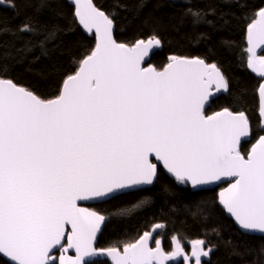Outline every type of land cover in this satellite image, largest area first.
I'll return each instance as SVG.
<instances>
[{
  "label": "snow or ice",
  "instance_id": "snow-or-ice-1",
  "mask_svg": "<svg viewBox=\"0 0 264 264\" xmlns=\"http://www.w3.org/2000/svg\"><path fill=\"white\" fill-rule=\"evenodd\" d=\"M50 2L13 0L7 6L38 9ZM75 4V16L89 32L95 29L97 44L64 81L61 94L45 101L0 79V257L9 264H85L84 257L95 254L92 242L105 216L77 201L113 199L153 185L158 176L153 155L181 185L237 178L220 201L242 230L264 234V136L245 158L239 150L241 138L250 134L244 113L204 114L212 86L228 89L217 65L173 56L163 71L142 67L161 43L158 38L118 44L113 21L92 0ZM189 14L198 16L191 8ZM259 17L248 30V66L264 77V56L256 52L264 45V10ZM9 30L0 21V34ZM16 31L33 34L40 47L56 34L31 17ZM259 93L264 98V84ZM146 202L138 199L132 207ZM130 211L119 207L113 214ZM150 238L145 232L123 253L113 247L107 254L114 264H169L177 257L202 264L211 251L197 239L190 257L179 243L166 253L160 241L150 247ZM60 249H74L75 259H57Z\"/></svg>",
  "mask_w": 264,
  "mask_h": 264
},
{
  "label": "trees",
  "instance_id": "trees-1",
  "mask_svg": "<svg viewBox=\"0 0 264 264\" xmlns=\"http://www.w3.org/2000/svg\"><path fill=\"white\" fill-rule=\"evenodd\" d=\"M12 2L4 0L0 5V21L10 29L0 34V79L10 80L42 100L55 99L67 77L75 75L81 61L94 50L95 38L83 31L74 9L64 0H51L47 7L38 9L24 4L13 9L7 6ZM92 2L113 21L117 43L131 47L153 36L161 41L160 49L149 62L156 70H162L173 56L199 58L207 64H216L228 89L211 103L205 115L225 109L244 113L251 137L248 143L241 145L240 152L245 157L248 155L251 146L264 136L258 117L257 95L263 79L254 75L248 66L250 55L247 52L248 30L258 21L264 0ZM189 8L198 16L190 15ZM29 17L38 20L43 28L56 30L55 36L43 47L36 45L33 34L16 31ZM226 186L195 191L189 185L178 184L158 168V176L150 188L89 206L105 216L96 248L114 247L122 252L127 244L149 232L154 235V246L160 241L162 249L171 253L179 243L189 257L192 241L204 240L205 250L211 251L208 256L201 257L202 264H264V238L240 233L217 204V193ZM141 198L147 202L133 208ZM119 207L131 211L123 216L114 215ZM157 224L162 227L156 228ZM0 264L8 263L0 257ZM169 264L189 262L181 257L178 262Z\"/></svg>",
  "mask_w": 264,
  "mask_h": 264
},
{
  "label": "water",
  "instance_id": "water-1",
  "mask_svg": "<svg viewBox=\"0 0 264 264\" xmlns=\"http://www.w3.org/2000/svg\"><path fill=\"white\" fill-rule=\"evenodd\" d=\"M69 6H71L73 9H74V16H75V11H76V4H75V0H64ZM93 3V2H92ZM0 5H2V3H0ZM94 5V3H93ZM95 6V5H94ZM96 7V6H95ZM97 8V7H96ZM98 9V8H97ZM99 10V9H98ZM264 10V8L262 9ZM76 20L78 22V24L81 26V28L83 29V31H85V33L89 34V35H93L94 38H95V46L97 44V35H96V32H95V29H92L91 32H89L86 28H84V26L82 24L79 23V19L78 17H76ZM260 17H259V14H258V21H259ZM248 35L249 33L247 34V52H248V49L249 47H251L250 43H249V39H248ZM112 39L115 41V38H114V27H113V24H112ZM116 42V41H115ZM117 43V42H116ZM119 44V43H118ZM160 49V44L157 45V46H154L150 52H149V55L145 58V62L142 64V67H145V68H148V67H153L152 65L149 64L152 56ZM256 52H257V55H260L262 53H264V45H261L260 47H258L256 49ZM248 54L250 55V53L248 52ZM171 63V61L169 62ZM168 63V64H169ZM206 63V62H205ZM167 64V65H168ZM166 65V66H167ZM81 66V64H80ZM79 66V68H80ZM165 66V67H166ZM164 67V68H165ZM154 68V67H153ZM164 68L162 70H157V71H163ZM251 69V68H250ZM79 70V69H78ZM77 70V72H78ZM251 71L253 72L254 75H256L257 77L259 78H262V83L261 84H264V77H261V75L258 73V72H255L251 69ZM76 72V73H77ZM64 84V83H63ZM261 86V85H260ZM62 88H63V85L61 87V91H62ZM260 88V87H259ZM61 91H60V94H61ZM225 93V90L224 89H220V90H217L216 89V86L213 85L211 90H210V95L208 97V99L206 100L205 102V105H204V114L206 112V110L211 106V103L218 97V96H221ZM258 105H259V108H258V117H259V120H260V125H261V129L264 131V116L261 115L262 111H264V98H262L260 96V93H259V89H258ZM224 110H221V111H218V112H215L211 115H208V116H213L215 115L216 113H219V112H223ZM229 111V110H228ZM233 113V112H232ZM233 114H237V113H233ZM249 130H250V126H249ZM250 137H251V130H250V134L249 136L247 137H242L241 138V143L239 145V150L241 148V145L244 144V143H248L250 141ZM259 140V139H258ZM258 140L251 146L250 148V151L248 153V155L250 154L251 152V149L253 148L254 145L257 144ZM247 155V156H248ZM247 156L245 158H247ZM150 160L157 165V169L158 168H161V170L163 171V173L171 178V179H174V177H172L169 173H167L166 169L163 167V164L161 161H158L155 156H150ZM235 177H222L220 180H217V181H213L209 184H206V185H201V186H197V187H192L190 184L189 186L192 187L193 190L195 191H210V190H213L215 189L216 187H218L219 185H222V184H227V186L221 190L218 191L217 193V204L219 206V208L222 210V212L225 214V217L227 219H229L230 221H232L233 225L236 227V229L244 234V235H249V236H255V237H261V238H264V234L262 233H259V232H253V231H244L242 230L238 223L235 221V218L227 211V209L224 207V205L221 203L220 201V193L225 191L226 189L229 188V186L235 182ZM175 180V179H174ZM156 181V180H155ZM155 183V182H154ZM153 186V185H151ZM151 186H144L142 190H145V189H148L150 188ZM128 193H131V192H128ZM126 193V194H128ZM124 195V194H122ZM120 195H117L116 197H118ZM115 197V198H116ZM114 199V198H113ZM109 200H112V199H106V198H92V199H88V200H80V201H77V206L78 207H81V208H84V209H87L88 211H94L92 210L91 208H89V206H92V205H99V204H102L104 202H107ZM96 212V211H94ZM97 213V212H96ZM99 214V213H98ZM105 222V221H104ZM104 222L100 225V228L99 230L97 231L96 233V237L95 239L93 240L92 242V247L95 249V254L92 255V256H86L84 257V261H85V264H93V263H96V262H100V261H107L109 264H114V261L112 260V257L109 256L107 254V249L106 250H101V249H97L96 248V242H97V237L99 236L101 230H102V227H103V224ZM67 229L70 231V225L67 226ZM153 241H154V235L151 234V238H150V241H149V246L152 247L153 245ZM156 247V245H155ZM153 247V248H155ZM119 251V250H118ZM121 252V251H120ZM123 253V251L121 252ZM58 254V255H57ZM55 255L57 257V259L61 256V255H64V256H68V257H71L73 259H75L76 257V253H75V250L74 249H69L67 252H64L63 249H60L58 251L55 252ZM5 262H7L9 264V261H8V258H5V257H1ZM181 259V257H177L175 260L171 261V262H178L179 260Z\"/></svg>",
  "mask_w": 264,
  "mask_h": 264
},
{
  "label": "rangeland",
  "instance_id": "rangeland-1",
  "mask_svg": "<svg viewBox=\"0 0 264 264\" xmlns=\"http://www.w3.org/2000/svg\"><path fill=\"white\" fill-rule=\"evenodd\" d=\"M262 54H263V53H262ZM262 54H260L259 56H262ZM210 107H211V106H210ZM210 107H209L208 109H210ZM208 109H207V110H208ZM207 110H206V111H207ZM206 116H207V115H206ZM92 210H93V209H92ZM96 212H97V211H96ZM153 247H155V246L152 245V248H153ZM57 255H58V254H57Z\"/></svg>",
  "mask_w": 264,
  "mask_h": 264
}]
</instances>
